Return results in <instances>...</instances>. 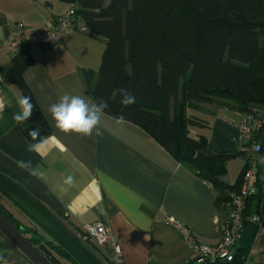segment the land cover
<instances>
[{
	"label": "crops",
	"instance_id": "crops-1",
	"mask_svg": "<svg viewBox=\"0 0 264 264\" xmlns=\"http://www.w3.org/2000/svg\"><path fill=\"white\" fill-rule=\"evenodd\" d=\"M70 4L61 0H0V194L16 217L36 225L47 237L68 251L81 264H105L92 240L80 237L87 223L102 222L123 252L126 264H199L192 260V248L175 225L188 228L197 241L215 244L226 217L216 207L218 191L176 161L144 129L129 121L117 123L105 114L103 135L83 137L63 134L54 128L48 106L65 94L86 93L84 70L95 80L101 65L105 42L79 31L70 32L59 45L35 46L34 63L23 78L44 114L59 144L41 158L27 151L30 141L13 114L20 111V90L3 76L13 54L6 44L11 28L23 23L43 29L65 15ZM195 112L207 126L191 129V135H204L215 151L239 147V112L230 107H211ZM236 146V144H235ZM13 160H30L44 172L38 179L20 169ZM245 162L242 158L229 162ZM227 162V164L229 163ZM239 171V173H240ZM74 177L71 186L63 183ZM223 180L233 184L236 179ZM66 189V190H64ZM255 254L246 264H263L264 237L253 243ZM0 254L12 264H32L10 241L0 236Z\"/></svg>",
	"mask_w": 264,
	"mask_h": 264
},
{
	"label": "trees",
	"instance_id": "trees-1",
	"mask_svg": "<svg viewBox=\"0 0 264 264\" xmlns=\"http://www.w3.org/2000/svg\"><path fill=\"white\" fill-rule=\"evenodd\" d=\"M74 7L87 25L86 33L105 42L99 72L84 70L86 93L107 103L105 114L138 125L150 134L179 163L218 191L216 207L226 214L230 193L238 191L250 164L234 149L215 151L204 135H191L207 122L195 112L217 103L239 113L263 115V125L250 142L264 150V0H61ZM49 47V46H44ZM33 47L23 46L2 74L22 96L34 104L33 114L20 127L31 141L29 131L50 136L51 128L23 78L34 63ZM137 97L124 106L120 89ZM236 144V146H235ZM245 162L233 184L223 180L227 162ZM251 168V167H250ZM0 172L7 175L5 171ZM261 168L255 172L257 191L246 199L244 224L259 214L264 237V192ZM0 213L44 256L50 264H81L62 246L45 236L29 221L22 220L2 201ZM83 233L82 230H80ZM254 238L252 242H254ZM94 248L109 260L108 250ZM249 250L237 248L232 262L246 264ZM264 264V262H263Z\"/></svg>",
	"mask_w": 264,
	"mask_h": 264
},
{
	"label": "built area",
	"instance_id": "built-area-1",
	"mask_svg": "<svg viewBox=\"0 0 264 264\" xmlns=\"http://www.w3.org/2000/svg\"><path fill=\"white\" fill-rule=\"evenodd\" d=\"M72 31L87 32L86 23L78 17L74 7H70L65 15L60 17L56 23L43 28L32 29L23 23L14 25L6 39V44L13 55H16L25 45L35 46H55L63 42L64 38ZM238 130L241 146L239 152L250 164L246 171L241 187L238 191L230 193V200L225 206L228 208L225 219L220 225L219 240L212 245L204 244L196 240L192 232L183 224L172 217H165L164 222L175 225L191 246L193 254L192 260L199 264H222L232 262L239 248V241L246 227L244 224V212L246 199L257 191L255 184V172L261 168L260 181L264 192V150L255 148L257 145L250 142L259 132L263 125V115L257 109L252 113H239ZM250 220L259 226V231L254 238L256 241L263 236L262 221L259 214L251 215ZM80 237L91 239L98 247L107 249L109 260L105 259V264H126L121 246L113 241L110 229L102 222L87 223L82 228ZM250 248L246 263L255 254V249ZM7 259V258H6ZM8 264H12L8 259Z\"/></svg>",
	"mask_w": 264,
	"mask_h": 264
},
{
	"label": "clouds",
	"instance_id": "clouds-1",
	"mask_svg": "<svg viewBox=\"0 0 264 264\" xmlns=\"http://www.w3.org/2000/svg\"><path fill=\"white\" fill-rule=\"evenodd\" d=\"M120 102L124 106H131L136 103L137 97L130 94L127 89H120ZM20 111L13 114V120L17 124H23L29 120L33 114L34 104L28 95L20 97L17 101ZM6 103L0 100V112L4 111ZM107 103L103 100L96 102L86 98L83 94H69L61 95L56 102L51 103L47 112L54 122V128L63 134H79L83 137H90L93 134L96 136L103 135L101 131L102 117L105 115ZM117 123H122L124 118L122 116L116 117ZM31 141L27 143V151L34 152L41 158H45L53 146L59 144L55 136H40L38 129L29 131ZM259 148V145H255ZM18 168L28 172L29 175L38 179L44 178V172L39 167H33L30 160H13ZM75 182L72 175L65 177L63 183L71 186ZM66 190V189H64ZM0 264H8L6 257L0 254Z\"/></svg>",
	"mask_w": 264,
	"mask_h": 264
},
{
	"label": "water",
	"instance_id": "water-1",
	"mask_svg": "<svg viewBox=\"0 0 264 264\" xmlns=\"http://www.w3.org/2000/svg\"><path fill=\"white\" fill-rule=\"evenodd\" d=\"M0 232L32 263V264H50L44 256L0 213ZM255 235V229L248 226L242 234L239 241V247L243 250H249L252 246V240Z\"/></svg>",
	"mask_w": 264,
	"mask_h": 264
},
{
	"label": "rangeland",
	"instance_id": "rangeland-1",
	"mask_svg": "<svg viewBox=\"0 0 264 264\" xmlns=\"http://www.w3.org/2000/svg\"><path fill=\"white\" fill-rule=\"evenodd\" d=\"M207 106H210V105H207ZM219 105L217 103L215 104H212L211 107H218ZM258 108V107H255V109ZM229 162V161H228ZM228 166V176H227V180H231V179H236V177L238 176L239 174V171L241 169V162H229L227 164ZM246 173V172H245ZM244 173V175H245ZM244 177V176H243ZM0 236L4 237L5 239H7L1 232H0ZM8 240V239H7ZM9 241V240H8ZM10 261V260H9Z\"/></svg>",
	"mask_w": 264,
	"mask_h": 264
}]
</instances>
